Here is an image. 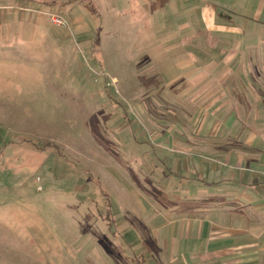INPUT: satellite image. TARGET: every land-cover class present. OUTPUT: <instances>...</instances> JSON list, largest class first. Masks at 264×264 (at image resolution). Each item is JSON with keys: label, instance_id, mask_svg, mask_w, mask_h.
Returning a JSON list of instances; mask_svg holds the SVG:
<instances>
[{"label": "rangeland", "instance_id": "374dc122", "mask_svg": "<svg viewBox=\"0 0 264 264\" xmlns=\"http://www.w3.org/2000/svg\"><path fill=\"white\" fill-rule=\"evenodd\" d=\"M181 1L0 0V264L171 254L200 159L177 147L200 29Z\"/></svg>", "mask_w": 264, "mask_h": 264}, {"label": "crops", "instance_id": "0c3cea01", "mask_svg": "<svg viewBox=\"0 0 264 264\" xmlns=\"http://www.w3.org/2000/svg\"><path fill=\"white\" fill-rule=\"evenodd\" d=\"M197 7L198 48L186 56L193 72L184 71L194 77V134L177 137L179 151L200 158L188 203L195 212L175 227L171 254L152 249L156 258L142 263L264 264V0H197ZM149 221L144 229L157 240L160 229ZM174 233L162 231L163 240ZM185 237L192 248H181Z\"/></svg>", "mask_w": 264, "mask_h": 264}, {"label": "built area", "instance_id": "2783aa9c", "mask_svg": "<svg viewBox=\"0 0 264 264\" xmlns=\"http://www.w3.org/2000/svg\"><path fill=\"white\" fill-rule=\"evenodd\" d=\"M50 20H51L52 23L59 24V25L62 24L61 18H59L57 16L51 15L50 16Z\"/></svg>", "mask_w": 264, "mask_h": 264}]
</instances>
